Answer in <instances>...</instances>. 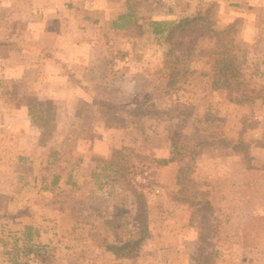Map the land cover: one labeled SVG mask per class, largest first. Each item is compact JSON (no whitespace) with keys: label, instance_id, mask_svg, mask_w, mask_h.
<instances>
[{"label":"rangeland","instance_id":"374dc122","mask_svg":"<svg viewBox=\"0 0 264 264\" xmlns=\"http://www.w3.org/2000/svg\"><path fill=\"white\" fill-rule=\"evenodd\" d=\"M0 40L2 264H264V0H0ZM147 93L157 115L110 110ZM114 147L144 185L130 257L105 245Z\"/></svg>","mask_w":264,"mask_h":264},{"label":"trees","instance_id":"16d2710c","mask_svg":"<svg viewBox=\"0 0 264 264\" xmlns=\"http://www.w3.org/2000/svg\"><path fill=\"white\" fill-rule=\"evenodd\" d=\"M122 16V15H120ZM186 20V18L184 19ZM180 21L176 24H173L168 28V32H170L173 28L181 27L183 21ZM115 26L120 27L116 22ZM166 21H152V31L155 34L161 33L166 30L167 25ZM0 45H6L11 47L13 45L10 41H1ZM213 70L215 72H219L221 76L226 75L232 68L230 67V62L220 63L217 62L213 65ZM148 98V99H147ZM32 106L29 108V114L34 116V119L38 121H43L46 123L50 121V99H36L31 98ZM235 102L243 101L246 99H233ZM109 104H113L110 107V110L115 109H123L127 113L137 116H153L159 113L158 109L156 108L155 100H152V94L147 93L145 94L142 99L135 98L134 100H128L125 102H109ZM107 107V103L104 104ZM109 110V107H107ZM122 148L114 147L111 151V155L107 160L103 161V168L109 170L112 173L114 179H121L123 183L126 185V189L129 191L131 195V206L126 205L125 208H118L114 210V215L109 218H105L104 223L108 225L111 233L113 235V241L107 242L105 245L118 257H130L133 255L134 250L141 244V242L145 239L148 234V224H147V215H146V203L144 199V193L142 187L144 186L141 183H137L133 176L129 173V169L133 168V163L128 160H124L122 156ZM121 154V155H120ZM162 163H166V159L160 160ZM58 177L54 178V183L57 181ZM133 205V206H132ZM135 210L137 224L129 223L126 218L121 217L122 214H129ZM120 211V213H119ZM137 211V212H136ZM127 229L128 233L124 230ZM126 233V234H124ZM133 233L137 234V238H133ZM127 235V236H123Z\"/></svg>","mask_w":264,"mask_h":264},{"label":"crops","instance_id":"0c3cea01","mask_svg":"<svg viewBox=\"0 0 264 264\" xmlns=\"http://www.w3.org/2000/svg\"><path fill=\"white\" fill-rule=\"evenodd\" d=\"M120 27H123V26H120ZM46 49L49 50L50 48H46ZM67 75H68L69 78H71L73 81H75L77 83L78 80L73 79V75L72 74H70V73L67 72ZM46 97H50V96L47 95ZM50 98H53V97H50ZM29 216H30V212L29 211L21 212V214L17 215V217L19 219H21V221H23V222L27 221L26 219H28ZM1 260H2V257L0 255V264H2Z\"/></svg>","mask_w":264,"mask_h":264},{"label":"built area","instance_id":"2783aa9c","mask_svg":"<svg viewBox=\"0 0 264 264\" xmlns=\"http://www.w3.org/2000/svg\"><path fill=\"white\" fill-rule=\"evenodd\" d=\"M31 257H33V255L31 254ZM28 264H42L38 259H35L34 257L31 258L29 260V263Z\"/></svg>","mask_w":264,"mask_h":264}]
</instances>
